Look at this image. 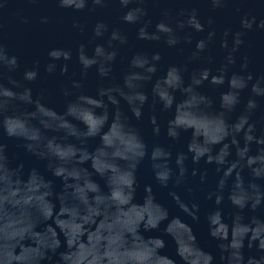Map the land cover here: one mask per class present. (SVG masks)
<instances>
[{"label": "water", "instance_id": "1", "mask_svg": "<svg viewBox=\"0 0 264 264\" xmlns=\"http://www.w3.org/2000/svg\"><path fill=\"white\" fill-rule=\"evenodd\" d=\"M0 264H264V0H0Z\"/></svg>", "mask_w": 264, "mask_h": 264}]
</instances>
